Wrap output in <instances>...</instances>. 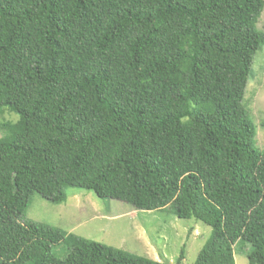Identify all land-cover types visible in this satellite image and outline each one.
I'll return each instance as SVG.
<instances>
[{
	"label": "trees",
	"instance_id": "1",
	"mask_svg": "<svg viewBox=\"0 0 264 264\" xmlns=\"http://www.w3.org/2000/svg\"><path fill=\"white\" fill-rule=\"evenodd\" d=\"M263 11L0 0V264H170L24 222L35 194L60 205L69 188L211 227L195 264H236L238 243L264 264V151L244 105Z\"/></svg>",
	"mask_w": 264,
	"mask_h": 264
},
{
	"label": "rangeland",
	"instance_id": "2",
	"mask_svg": "<svg viewBox=\"0 0 264 264\" xmlns=\"http://www.w3.org/2000/svg\"><path fill=\"white\" fill-rule=\"evenodd\" d=\"M264 32V11L258 23ZM245 108L256 127V148L264 151V49L254 58L248 80ZM4 119L16 121L17 115L6 113ZM2 134L0 133V139ZM68 199L55 205L35 194L24 222L45 223L69 234L85 238L154 261L177 264L185 247L181 264H195L212 229L194 219H179L169 210L138 211L127 203L100 199L83 189H67ZM236 264H251L252 248L238 243L234 247ZM61 259L70 251L65 245L53 247Z\"/></svg>",
	"mask_w": 264,
	"mask_h": 264
}]
</instances>
